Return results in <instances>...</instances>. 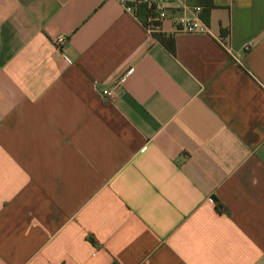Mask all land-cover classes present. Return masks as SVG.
Returning a JSON list of instances; mask_svg holds the SVG:
<instances>
[{
    "label": "crops",
    "instance_id": "0c3cea01",
    "mask_svg": "<svg viewBox=\"0 0 264 264\" xmlns=\"http://www.w3.org/2000/svg\"><path fill=\"white\" fill-rule=\"evenodd\" d=\"M210 1L0 0V264H264V0Z\"/></svg>",
    "mask_w": 264,
    "mask_h": 264
},
{
    "label": "built area",
    "instance_id": "2783aa9c",
    "mask_svg": "<svg viewBox=\"0 0 264 264\" xmlns=\"http://www.w3.org/2000/svg\"><path fill=\"white\" fill-rule=\"evenodd\" d=\"M123 10L132 11L136 4L142 3L145 7L144 26L151 32H157L161 29V21L168 17L167 7H180L185 8L186 4L184 0H118ZM193 12L192 15L180 14L170 17L172 25L176 31L186 33H209L208 27L200 19L197 13L200 11V7L197 5L191 6ZM218 43L229 51L227 41L225 37H217ZM65 41L63 34H57L52 38L53 44L60 48ZM247 45L243 46L246 49ZM117 82L111 85L105 86L100 89V93L104 96L110 97L114 94Z\"/></svg>",
    "mask_w": 264,
    "mask_h": 264
},
{
    "label": "trees",
    "instance_id": "16d2710c",
    "mask_svg": "<svg viewBox=\"0 0 264 264\" xmlns=\"http://www.w3.org/2000/svg\"><path fill=\"white\" fill-rule=\"evenodd\" d=\"M207 5H211V1L210 0H207Z\"/></svg>",
    "mask_w": 264,
    "mask_h": 264
}]
</instances>
